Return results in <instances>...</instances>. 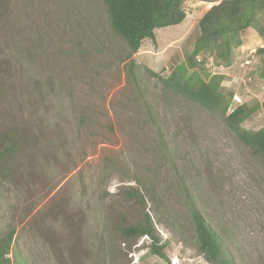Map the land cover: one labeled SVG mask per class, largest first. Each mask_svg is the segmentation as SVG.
Listing matches in <instances>:
<instances>
[{
  "label": "rangeland",
  "instance_id": "374dc122",
  "mask_svg": "<svg viewBox=\"0 0 264 264\" xmlns=\"http://www.w3.org/2000/svg\"><path fill=\"white\" fill-rule=\"evenodd\" d=\"M219 3V2H218ZM215 3L187 0L181 26L130 55L104 0H0V237L26 264H210L189 202L236 264H264V163L211 112L163 85ZM222 83L259 109L264 41L247 30ZM204 53L200 59L208 58ZM250 65L242 67L245 61ZM232 102V101H231ZM230 113V110L228 111ZM141 199H131L132 190ZM149 215L151 237L122 229Z\"/></svg>",
  "mask_w": 264,
  "mask_h": 264
},
{
  "label": "trees",
  "instance_id": "16d2710c",
  "mask_svg": "<svg viewBox=\"0 0 264 264\" xmlns=\"http://www.w3.org/2000/svg\"><path fill=\"white\" fill-rule=\"evenodd\" d=\"M187 0H104L111 27L122 38L130 55L139 52L145 40H156V30L182 25L186 19L184 4ZM215 3L200 19V35L187 59L189 69L201 71L209 80L197 78L184 67L177 68L171 75L161 78L163 85L211 112H220L226 126L247 147L253 149L264 163V127L250 132L242 127L259 107L246 104L228 113L233 94L223 89V76L211 77L206 64L209 58L198 61V57L208 52L218 64L232 65L234 52L244 44L243 35L247 30L255 31L264 41V0H190ZM219 2V3H218ZM264 78V70L262 71ZM264 112V102L261 106ZM131 199L144 201L142 194L132 190ZM193 215L199 250L210 264H236L212 227L200 216L198 208L189 202ZM126 241L140 237H151L150 253L165 259V246L152 230L151 218L147 214L145 222L137 227L122 229ZM13 233L0 237V264H26L17 254L11 256ZM142 259V258H141ZM140 259V261H141ZM141 264V262H139Z\"/></svg>",
  "mask_w": 264,
  "mask_h": 264
},
{
  "label": "built area",
  "instance_id": "2783aa9c",
  "mask_svg": "<svg viewBox=\"0 0 264 264\" xmlns=\"http://www.w3.org/2000/svg\"><path fill=\"white\" fill-rule=\"evenodd\" d=\"M201 57V56H200ZM200 57H198V61L201 62L202 59H200ZM209 58V57H208ZM204 59V58H203ZM251 62H249L248 60L245 61L243 64H242V67H245V66H248L250 65ZM232 65L230 66H224L222 64H218L212 57H210V59H208V62L206 64V68H207V71L208 73L211 75V76H224L225 73L227 71H229L231 69ZM235 98V101L238 99L236 96L233 97V99ZM232 103L233 100H232ZM232 105L230 106V112H232V109H231Z\"/></svg>",
  "mask_w": 264,
  "mask_h": 264
},
{
  "label": "clouds",
  "instance_id": "9594fccd",
  "mask_svg": "<svg viewBox=\"0 0 264 264\" xmlns=\"http://www.w3.org/2000/svg\"><path fill=\"white\" fill-rule=\"evenodd\" d=\"M212 58H213V57H212ZM213 59H214V58H213ZM222 65H224V64H222ZM224 66H226V65H224ZM210 76H211V75H210ZM211 77H214V76H211ZM223 77H224V76H223ZM229 110H230V109H229ZM140 259H141V258L138 257V258L136 259V261H135V264H139Z\"/></svg>",
  "mask_w": 264,
  "mask_h": 264
},
{
  "label": "crops",
  "instance_id": "0c3cea01",
  "mask_svg": "<svg viewBox=\"0 0 264 264\" xmlns=\"http://www.w3.org/2000/svg\"><path fill=\"white\" fill-rule=\"evenodd\" d=\"M179 26H181V25H179ZM175 27H177V26H175Z\"/></svg>",
  "mask_w": 264,
  "mask_h": 264
}]
</instances>
